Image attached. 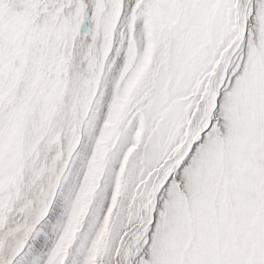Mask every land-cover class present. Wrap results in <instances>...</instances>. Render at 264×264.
<instances>
[{
    "label": "snow or ice",
    "instance_id": "snow-or-ice-1",
    "mask_svg": "<svg viewBox=\"0 0 264 264\" xmlns=\"http://www.w3.org/2000/svg\"><path fill=\"white\" fill-rule=\"evenodd\" d=\"M89 6L93 27L85 36L103 41L99 58L90 53V67L99 70L122 17L125 30L119 35L121 42L127 40L129 56L137 47L138 21L143 22L141 34L150 33L158 45L146 78L156 65L159 76L147 95L142 83L139 103L129 115L144 133L129 159L128 175L150 212L143 221V235L128 256L131 264H145L150 258L155 264H178L162 238L169 228L172 190L183 187L179 181L185 173L207 176L209 196L214 192L217 197L226 193L229 200L235 198L244 219L221 250L209 249L198 258L186 255L179 264H264V0H0V57L9 36L21 27L29 31L36 27L48 7L52 8L49 18L59 9L56 23L67 20L71 33H77ZM233 37L209 78L207 73ZM131 128L127 122L122 127L112 156L116 163ZM73 145L78 146L75 140L70 153ZM50 207L45 203L37 219H44ZM6 211L0 208V239L7 238L19 222L15 210L7 213L5 222ZM103 211L101 198L95 214L90 209L85 218L92 216L89 232ZM26 246L21 239L0 248V264H17ZM57 261L50 259L49 264Z\"/></svg>",
    "mask_w": 264,
    "mask_h": 264
},
{
    "label": "bare ground",
    "instance_id": "bare-ground-1",
    "mask_svg": "<svg viewBox=\"0 0 264 264\" xmlns=\"http://www.w3.org/2000/svg\"><path fill=\"white\" fill-rule=\"evenodd\" d=\"M90 13H92L91 6L88 8V14ZM49 20L50 18L48 17V14L41 15L36 23V27L31 28L30 31L25 27L24 39L27 40L22 41L24 45H22V48H24V54H22L23 52H20L19 57H10L9 54L6 53H10V51H8L10 49L6 48L12 38L17 37L16 34L19 32L22 34L24 32L21 30H15L7 39L5 46L6 51H4L3 56L0 57V61L3 59L6 62H4V64H6L5 67H7V73L11 72L8 76L7 74L4 76V73L0 75V83L2 80L5 81V89L9 86L13 90L21 80L27 63L26 58L23 57L28 52L27 50L30 46V40L33 39L31 37L35 35L40 44L38 51L40 54L39 60L42 62L41 68H45L43 62L45 61L46 56H48L46 54L51 46L49 42L54 37L52 29L48 28V24H46L50 22ZM124 25L125 20L122 17L120 23L117 25L118 30L116 28V36L113 44L114 49L111 59L105 61L106 72L101 78L102 84L99 90L100 93L99 95L91 97V107L90 110L88 109L89 113H79L82 111L80 100L90 89H88V87H83L86 76L85 65L82 64L84 56V50L82 47L84 43L81 38H77L76 40L75 37H73L74 33H71V39H69L71 42L70 45L74 46V48H72L70 55L67 54L69 55L71 61V69L69 68L70 70H68L71 74L70 78H66V80H64L67 84L65 83L66 85L63 87L58 84L60 88H53L54 92L49 96V99H46V102H50L48 108H41L39 105V112L46 110L50 114L48 121L45 120L47 121L46 126L42 125V128L41 126H38L35 120L36 118L33 117L32 120V117L29 115L26 116L24 110L13 113L11 108L6 110L4 109L5 113H3L0 118V129L3 127V124H6L5 131L2 137H0V193H3L2 198H0V208L7 210L5 216L3 217L5 222H7L8 219L7 213H12L13 210L18 212L23 217L22 225H24V227H20L21 225H17V223L13 225L8 237L0 239V248H3L6 244H12L24 239V236L29 235L30 232L32 234L31 238L34 236L36 237L38 236V230H41L42 228L47 233V230H49L50 227L51 230H55L56 233L61 234L64 238L73 237V229L83 224L84 227L89 230V223L91 222L92 217L88 218L85 222L82 218L85 217L83 215L88 200L87 193L91 191L93 184H95L93 183L95 179L93 177L97 174L99 168L101 167V163L104 162L105 148L113 142L116 134L120 133L118 126L123 123L120 122L122 115L124 114L126 117V115L130 114L126 112H128V110L131 112L134 104L139 102L137 101V96L141 91L142 83L143 88L146 90L145 95H147L155 85L160 71V66L156 65L152 74L146 78V74L152 65L153 54L155 53L158 45L150 33L146 36L141 34L140 29L143 26L142 20L137 22V47L133 48L130 56L128 55L126 38L123 42H121L119 35L121 31L125 30ZM49 26L51 25L49 24ZM60 27L62 28V26ZM227 27V23H225V29ZM231 27L233 28V25ZM119 29L121 30L120 32ZM64 31L63 35L65 36L68 33H66L68 30L66 29ZM45 33H47V35H45ZM207 35L211 36V23ZM18 37L16 44L19 45L22 38L21 35L19 38ZM12 44L13 43H11L10 46H12ZM167 48L168 45H165L166 50ZM62 49L64 50V48ZM138 52L140 53L139 59H137ZM114 58L117 59L115 63L111 65ZM217 61L218 59L212 65L213 69L216 67L215 65ZM134 64L135 67L133 68ZM129 70H131V72H129ZM29 73L32 72L30 71ZM125 76H127V79H124ZM53 78L54 75L52 77L48 74L46 69V71L35 80V85L33 89L31 88L32 91H29L26 96V99L29 98L33 100V108L38 104V102H42V100L39 101L42 96L40 91L42 87L43 89L44 87L46 89L47 86L50 88L54 80ZM121 81H123L122 84ZM30 82L28 83L30 84ZM5 89L3 90L4 92ZM4 92H2V95L0 94V96H3ZM23 93L22 95L24 96L25 93ZM140 99L143 100L144 96H141ZM70 120H72V123L75 126L72 130L70 129L71 131L68 130L70 127L68 125ZM128 120L126 122H129ZM133 126L134 129L137 127L134 139H132L135 150L127 151V155L125 153V166L123 167V171L121 173V186L119 187L118 196L119 200L116 202L113 207L114 209L111 211L112 215L110 222H106L102 219L100 223L98 219L95 224V227L92 230V237L95 241L98 239L99 241L95 242L92 247H97L96 249L99 251L94 258V255L92 256L91 249L88 254H86L87 259L83 261V264L98 263V261L101 260L100 257H97L98 255H101L102 259L105 258L103 259L104 261L112 258L115 245H118L119 239L123 235V229L127 227L125 222L129 220L128 223H131L130 220L135 219V214L138 213V210H136V206H138V204L135 205L137 202L131 203L132 205L129 204L130 210H126L123 203L124 193H126L129 189L128 187L132 186L133 182H135L134 179H129L128 162L139 148L140 139L144 133V128L140 126V124L137 123V125ZM58 131L60 132L58 137L61 141H59L60 146L58 152L62 151L61 162H58L55 158L51 160L54 155L60 154L58 152L55 153V150H52L51 147V145H54L52 139L57 135L56 133ZM98 132H100V134L97 136ZM132 132L133 131H131V134ZM127 139L128 137L126 136V140ZM73 140H75V144L78 146L75 147V145H73L72 152L70 153L68 149L69 145L73 144ZM128 145L131 146V143ZM130 146L128 147L130 148ZM50 150L51 153L53 152L51 158L49 157ZM37 161L38 163H36ZM42 165L51 169L48 176L44 171L43 176L39 172V168ZM20 167H23L21 170L23 173V177L21 178L23 182L20 186L21 191L19 192V196L16 199L10 193L11 188L8 185V182L10 181L11 175L15 174ZM181 179L183 187L180 189L173 188L172 190V197L169 201V228L162 238L167 250L174 259H177L178 264L184 260L186 255L192 258H198L209 249L215 248L217 251L221 250L222 243L228 240L234 227L237 225V222H243L244 219L240 212V203L238 201L234 203L233 201L235 198H233V200H229L226 193L217 197L213 192L211 196L214 197L213 200H215V202L213 200H211L212 202L210 201L209 192L211 191V188L207 176L185 173ZM107 182L109 183V180ZM114 182L119 183V180L118 182ZM189 184H191V186ZM45 203L51 205L49 213L44 219L41 218L38 220L37 217L40 209L44 207ZM10 205H13V207L11 208ZM104 206L105 208L108 207V202H105ZM97 209L98 207L93 208V215ZM106 210L101 212L99 216L103 217L104 215L102 216V214H104ZM45 211H47V209H45ZM121 217H125L127 219L121 220ZM113 224H115V227L109 232L110 227ZM160 242L161 239L158 238V245ZM39 248L40 246L37 244H28L25 247L26 250L24 249L25 251L17 257V264H30L31 262L28 259L33 255L36 256H34L35 259L38 256L40 262L42 261L41 264H49V260L53 258L52 253H55V255L58 254V252H51V256L48 258L47 251L40 252L41 250ZM61 248L63 247H59V249ZM109 250L111 252H109ZM67 255L68 253L65 256ZM145 255H148V252L145 253ZM78 257L80 258V254ZM63 258L65 259V257ZM75 260L77 261V258ZM70 262L73 263L75 261L72 258L68 261L69 264ZM145 264H155L154 259L150 258L145 262Z\"/></svg>",
    "mask_w": 264,
    "mask_h": 264
},
{
    "label": "rangeland",
    "instance_id": "rangeland-1",
    "mask_svg": "<svg viewBox=\"0 0 264 264\" xmlns=\"http://www.w3.org/2000/svg\"><path fill=\"white\" fill-rule=\"evenodd\" d=\"M59 11L60 10L57 9L56 10V14H53L50 17V20H49L50 22L46 23V24H48L47 27L52 29L54 37L49 42L51 46H50V49L48 50V52L46 54L48 56H46L45 61L43 62V65L45 66V68H43V69L41 68L42 62H40V60H39L40 54H39V51H38L40 44H39V41H37L38 39H37V37H35L36 36L35 35V36L31 37L33 39L35 38L36 40L35 39L34 40L33 39L30 40V46H29V48L27 50L29 53L27 52V54L23 57V58H26V61H27L26 65H25L26 68L24 69V72H23V75L21 77V80L19 81L18 85H16V88L14 87V89L12 90L11 87L8 86V88L5 89V86H6L5 83H4L5 81L2 80V82L0 83V94L1 95H2V92H4L3 90L5 89V92H4L3 96H0V118L2 117V114L5 113L4 111L6 109H8V108H11L13 110V113H17V112H19L21 110H24V113H26V116L29 115L30 117H32V120H33V117L36 118L35 120H36L38 126H41V128L43 127L42 125L46 126L50 114L46 110H44L43 112H39V108L40 107L41 108H48L49 107L50 102L49 101L46 102V99H49V96L54 92V89H57V88H60V86L63 87L64 85H66L67 82L64 81V80H66V78L69 79L70 75H71L70 72L68 71V70L71 69V65H70L71 61H70L69 55L71 54L72 48H74V46L70 45L71 42H70L69 39H71L70 38L71 37V31H70V28H69L68 23H67L68 21L64 20L60 24L56 23L57 14L59 13ZM51 12H52V8L48 7L47 11L43 15H47V14H49ZM91 15H92V13L88 14V10H87V14H86L81 26H80V29H79L80 33L77 32V33H74V35H73V37H75L76 40H77V38H81L83 40V43H84V45L82 47V49L84 50V56H83L82 64L85 65L86 76H85V84H84L83 87H88V89H90L86 93L87 95L84 94L83 97L80 100V105H81V110L82 111L80 110L81 112H79V113H84V114L89 113V110H90V107H91V97L99 95V93H100L99 90H100L101 84H102L101 83V78L104 76V74L106 72L105 61L111 59V55H112L113 49H114V46H113L114 40H110L109 41L110 52L106 55L107 59L105 58L103 60L102 64H100V66H99L100 69L97 71V67L96 66H91L90 67V59H89L90 53L95 54L97 56V58H99V49H100V47L102 46V43H103L102 39H100L99 37L97 38V40L95 42H93L88 36H85L86 33H88L90 31V29L93 27V24L91 22ZM51 21L52 22L54 21V22L52 23ZM49 24L51 26H49ZM60 26H62V28ZM233 28H235L234 24H233ZM63 29L64 30H66V29L68 30V31H66V33L67 32L68 33L65 36L63 35V33L65 32ZM19 30L24 32L22 34H20L21 32L16 34L17 37L18 36L20 37V35H21V38H22L21 43L22 44L21 43L19 45L16 44L17 37L12 38V40L9 42L10 44L8 43L7 44L8 46L6 48V49H10V50H8V51H10V53L6 52V53L9 54L10 57H14V56L15 57L16 56L19 57L20 56V52H23L22 54H24V48H22L24 45H23L22 41L27 40V39H24L25 27H21ZM117 30H118V28H117ZM120 31L121 30L119 29V32ZM45 35H47V33H45ZM235 39L236 38L233 37V39L222 50L223 52L221 51V55L222 56H220V58H218V61H217L216 65H215L216 67L214 69L212 68L211 71H209L207 73L209 78H211L216 73L217 68L219 67V65L221 63V60H222L224 54L228 51V48L231 47V45H232V43L234 42ZM13 40H14V42H13ZM11 43H13L14 45L12 44V46H10ZM76 44H77V41H76ZM76 44H75V46H76ZM15 46H16V48H15ZM36 47H38V48H36ZM62 48H64V50ZM6 49H4V51H6ZM95 49H97L98 51L95 50ZM67 54H69V55H67ZM27 56H28V58H27ZM63 59H64L65 62L63 61ZM116 59L117 58L113 59V61L111 62V65L115 63ZM0 62H1L0 63V75L2 73H4V76L6 74H7V76L10 75L11 72L7 73V71H6L7 67H5L6 64H4L5 60L2 59ZM72 65H73V62H72ZM104 68H105V70H104ZM46 69L48 71V74H50L52 77L54 75V78H53L54 80H53V83L51 84L52 86H50V88H49V86H47L46 89H45V87H44V89L42 87V89L40 91L42 93V96L39 99V101L42 100V102H38V104L33 108V105H32L33 100H31L29 98L26 99L27 98L26 96L28 95L29 91L30 92L32 91V89H33V87L35 85V80L37 78H39L41 76V74L46 71ZM5 71H6V73H5ZM30 71L32 73H29ZM103 71H104V73H103ZM96 72H98V73H96ZM27 75H28V77H27ZM33 75H34V77H33ZM63 75H64V77H63ZM29 77H31V78H29ZM62 79H63L64 82L62 81ZM4 80H5V77H4ZM32 80H33V82H32ZM28 82H30V84ZM32 84H33V86H32ZM26 88H27L28 91L26 90ZM24 90H26L27 92L24 91ZM22 93L24 94V96L22 95ZM24 99H25V101H24ZM20 101H23V102H20ZM39 105H40V107H39ZM134 107H135V104H134L133 108ZM132 111H133V109H131V112ZM131 112L128 110V112H126V113H131ZM38 113H39V115H38ZM129 115L130 114L126 115V117L124 116V114L122 115L120 122H123V123H121L118 126L119 127L118 129L120 130V133H121V130H122V126L124 127L125 124H126V121L129 119ZM193 115H195V111L193 112ZM25 120H26V118H25ZM45 120H47V121H45ZM83 120H84V118H83ZM128 121L132 125V128L129 129V131H128L127 135H126L128 137V139L126 140V136H125L121 143H123L122 146L124 144H126V146H127L128 144L131 143V146L128 145V146H130V148L127 146V147H123V149L122 148L120 149V151H121L123 156L121 157V159L119 160L118 163H116L115 161L112 160V156H113L114 149H117V144H118V141H120V139H121V134L120 133L116 134L115 138L113 139V142L111 144H109L108 146H106L105 153H104V162L101 163V167L99 168V170H98V172L96 174L97 176L95 175L93 177V178H95L94 182H93L95 184H93V186L91 188V191L93 193L91 191H89L87 193L88 200H87V204L85 206V208L87 210L85 209L84 215H83L85 217L82 218V220L84 219L83 220L84 222L86 221L85 218L88 216L90 209L94 213L93 208L99 207V203L101 202V198H103L104 204H105V202L106 203L108 202V207H106L105 210L107 208H109V209H107L106 212L104 214H102V216L104 215L103 217L99 216L100 217L99 218V222L101 223L102 219L105 220L106 222H108V221L110 222L111 215H112L111 211L114 209L113 208L114 205L119 200L118 196H119V187L121 186V173L123 171V167L125 166L124 165V162H125L124 157H126V155L128 153L127 151L135 150V146L132 143V139H134L135 130L137 129V127H135L136 129H134L133 125H137V122H135V120H128ZM133 121H134V124H133ZM129 122H127V123H129ZM71 123H72V120H70V122L68 124L70 126L69 129H68L69 131H71L75 127L73 125V123L72 124ZM5 127H6V124H3V127L1 128L2 130L0 129V137H2V135H3L4 131H5ZM131 131H133L132 134H131ZM186 133H187V129H186ZM56 134L57 135L52 139V142H54V145H51L52 150H55V153L58 152L59 146H60L59 144L61 142L60 138L58 137L60 135V132L58 131ZM99 134H100V132L97 133V136ZM52 153H51V150H50V156H49L50 158L52 157ZM58 153H60V154L54 155L51 158V160L53 158H55V160H57L58 162H61V160H62V151L58 152ZM125 153H126V155H125ZM109 155H110V157H109ZM106 161H107V163H106ZM36 163H38V161ZM103 164H104V166H103ZM22 168L23 167H20V169L17 170V172H15V174L11 175L10 181L8 182V185L11 188L10 189L11 190L10 193L16 199L19 196V192L21 191L20 186H21V183L23 182V180L21 179L23 177V173L21 171ZM43 171L46 172L47 176H48V174L51 171V169L46 168L44 165H42L39 168V172L41 173L42 176H43V173H44ZM105 180H107V181L109 180V183L107 181H105ZM118 180H119V183H115L114 182V181L118 182ZM106 183H108V184H106ZM135 183L136 182H133L134 185L132 184V186H129L128 187L129 189L127 190V192L124 193V195H123V199H124L123 203L125 205L126 210H130L129 209V204L132 205L131 203L137 202L135 204V205L138 204V206H136V210H138L137 211L138 213L135 214V219L136 220L135 219L130 220L131 223H128L129 220H127V222H125L127 227H125L123 229L124 230L123 231V235L119 239L118 245L117 246L115 245V248H114L115 250L113 252L112 258H110L109 255H108V257L110 259H106L104 261L103 259H105V258L102 259V256L98 255L97 257H100L101 260H99L98 263H95V264H131V261L128 259V256H129V254L131 252V249L135 246L137 238L143 235V228H144L143 221H144V219L150 215V212L147 209L146 204L140 198V196L137 194L136 188L138 187V185L135 184ZM179 183L180 184L183 183L182 179H180ZM104 184H106V185H104ZM189 185L191 186V184H189ZM103 186H106V192H105V187H103ZM213 199H214V197L211 196L210 197V201L213 200ZM213 201L215 202V200H213ZM10 207L12 208L13 205H10ZM91 217L92 216L90 215L88 218H91ZM125 219H127V218L121 217V220H125ZM18 221L19 222L17 223V225L20 224L21 225L20 227L23 228L24 227V225H22L23 224V217L20 214H19V217H18ZM112 226L110 227L109 232L115 227V224H113ZM20 227H18V228H20ZM22 228H20V229H22ZM73 230H74V232L72 233L73 237L64 238V237L61 236V234L56 233L55 230H51L50 227H49V230H47V233L42 228L41 230H38V236H36V237L34 236V237L31 238L32 234L30 232L29 235H25L24 236V239L27 238L25 240L27 242V245L28 244L29 245L37 244L38 246H40V248H39L41 250L40 252H46L47 251V257L48 258L51 256V254H50L51 252H58V254L55 255V257H53V258H58L57 264H65V260L68 257V255L67 256H65V255L69 252V249H71V252H70L68 261L70 259H72V258L75 261L73 263L70 262V264H83V261L85 259H87L86 254H88V252L91 249H92L91 250L92 251V256L94 255V258H95V256L97 255L99 250L96 249L97 247H92V245L95 242H98L99 239L96 240V241L94 240V238L92 237L93 231L89 232V230H87V228L84 227V224L80 225L79 227H77V228H75ZM48 232H50V233H48ZM87 232H88V235H87V238H85ZM26 236H28V237H26ZM29 240H30V242H29ZM30 243H32V244H30ZM58 246L59 247H63V248L59 249ZM109 252H111V251L109 250ZM79 254H80V258L78 257ZM34 256L35 255H33L32 257H30L28 259L31 262L30 264H35V263L36 264L37 263L41 264L42 261L40 262V260L38 259V256H37L36 259H35L36 256L35 257ZM63 257H65V259ZM76 258H77V261L75 260ZM27 264H29V263H27ZM42 264H44V263H42Z\"/></svg>",
    "mask_w": 264,
    "mask_h": 264
}]
</instances>
